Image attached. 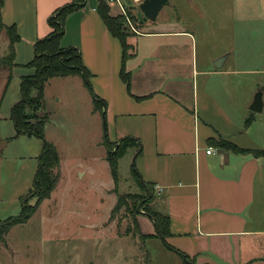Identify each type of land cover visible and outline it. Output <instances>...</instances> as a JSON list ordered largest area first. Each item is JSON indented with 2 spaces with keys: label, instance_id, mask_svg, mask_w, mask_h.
I'll return each instance as SVG.
<instances>
[{
  "label": "crops",
  "instance_id": "crops-1",
  "mask_svg": "<svg viewBox=\"0 0 264 264\" xmlns=\"http://www.w3.org/2000/svg\"><path fill=\"white\" fill-rule=\"evenodd\" d=\"M70 2L3 0L0 22L14 25L19 36L12 75L34 73L27 66L34 43L53 30L54 11ZM97 4L86 0L66 16L60 46L79 49L93 95L74 76L93 109L102 119L104 114L108 140L140 142L139 149L134 144L127 150L141 179L154 190L157 212L169 217L165 241L178 254L175 262L183 264V254L195 264H264V158L216 145L223 140L264 149V121L254 116L256 111L243 112L251 110L253 99L244 107L227 82L239 71L226 66L227 55L216 67L220 54L206 53V20L191 28L177 20L143 22L140 34L127 35L122 61L121 43L108 31ZM109 7L111 15L120 13L115 1ZM122 64L130 74L129 92L120 77ZM67 77L72 75L53 78ZM93 96L104 102L103 109ZM139 234L149 238L154 233Z\"/></svg>",
  "mask_w": 264,
  "mask_h": 264
},
{
  "label": "rangeland",
  "instance_id": "rangeland-1",
  "mask_svg": "<svg viewBox=\"0 0 264 264\" xmlns=\"http://www.w3.org/2000/svg\"><path fill=\"white\" fill-rule=\"evenodd\" d=\"M141 1L120 0L138 26L177 20L191 28L206 20V53L227 55L226 66L239 71L227 82L244 107L261 92L263 110L253 114L264 121V0H168L153 21L144 19ZM200 31L196 28V35ZM5 42L0 27V58L5 59L0 67V223L20 221L21 211L29 214L0 236V264H178V254L160 238L139 235L155 232L143 213L145 208L157 212L155 193L145 198L131 149L117 159L118 187H113L102 115L74 75L49 78L44 85L38 115H46L44 137L55 146L59 167L53 190L37 202L32 179L42 140L17 134L13 126L10 111L20 99L21 77L12 75L4 90L10 71ZM251 111L243 112L249 116Z\"/></svg>",
  "mask_w": 264,
  "mask_h": 264
},
{
  "label": "trees",
  "instance_id": "trees-1",
  "mask_svg": "<svg viewBox=\"0 0 264 264\" xmlns=\"http://www.w3.org/2000/svg\"><path fill=\"white\" fill-rule=\"evenodd\" d=\"M86 0H71L70 3L58 8L50 17V25L53 30L43 39H39L34 43V57L28 67L34 68V73L27 76H22L20 81V99L11 107L10 118L13 122V126L17 134L34 135L42 140L41 152L37 157V168L32 179V188L35 189L37 202L47 198L50 192L53 190L58 176L54 174V170L59 167V156L55 146L48 142L44 137V122L46 115H38V110L43 104V90L46 81L53 77H66L70 75H79L84 85L91 91L89 82L90 73L82 63L81 53L76 47L60 46L61 38L64 34V21L68 14L76 9L85 5ZM98 4L96 11L100 15L102 21L107 27L110 34L119 39L122 46V61L125 60L128 46L126 44V37L130 34L127 31L125 18L120 13L113 16L109 13V2L106 0H97ZM3 0H0V6ZM129 13V10H128ZM129 15H131L129 13ZM144 19H146L144 17ZM147 20V19H146ZM0 27L5 28L6 36L8 38L7 51L9 53V74L6 79V89L11 77V70L14 67V44L19 40V36L14 25L3 26L0 22ZM5 64L4 57L0 58V67L3 68ZM120 77L126 84V88L130 90V74L125 71L122 64L120 70ZM4 92V91H3ZM93 95V93H92ZM96 106L99 109H103L104 102L97 100L93 96ZM104 120V114H103ZM104 144L106 146V160L108 162L110 173L112 175L115 189L118 187L117 179V159L127 150L131 145L136 144L140 147V142L132 137H124L117 143H111L106 135V129L104 124ZM219 148L230 150L235 153H250L255 157L264 158V149L252 150L239 148L236 145L228 141H219L216 144ZM140 150L137 151L139 154ZM136 154V155H137ZM133 173L137 178L138 184L145 193V198L150 199L154 190L145 183L139 173L135 170L134 163H132ZM146 200V199H145ZM145 207V206H144ZM143 211L149 216L153 227L154 234L152 237H157L170 248L166 243L165 237L169 234V217L160 212ZM144 210V209H143ZM29 212L20 213V221L10 220L4 223H0V236L4 235L13 225L18 222H23L28 217ZM135 225L138 228L137 223ZM143 238H147V235H141ZM150 236V235H149ZM183 264H195L193 259L186 255L181 254Z\"/></svg>",
  "mask_w": 264,
  "mask_h": 264
},
{
  "label": "water",
  "instance_id": "water-1",
  "mask_svg": "<svg viewBox=\"0 0 264 264\" xmlns=\"http://www.w3.org/2000/svg\"><path fill=\"white\" fill-rule=\"evenodd\" d=\"M167 2L168 0H142L138 6L144 17L149 21H153L156 19L159 11L165 4H167ZM225 57V55L219 57L217 61L214 62V65L216 67H220ZM262 105V94L261 92H257L249 108L252 111L260 112L262 110Z\"/></svg>",
  "mask_w": 264,
  "mask_h": 264
},
{
  "label": "built area",
  "instance_id": "built-area-1",
  "mask_svg": "<svg viewBox=\"0 0 264 264\" xmlns=\"http://www.w3.org/2000/svg\"><path fill=\"white\" fill-rule=\"evenodd\" d=\"M106 1H108V2L115 1L118 4L119 12L121 15L124 16L127 31L130 34H140L141 33L139 26H138V23L133 20L131 15H129L128 9L125 8V6L120 2V0H106ZM134 1L139 2V0H134ZM212 152H213L212 147H208L206 149L207 154H210Z\"/></svg>",
  "mask_w": 264,
  "mask_h": 264
}]
</instances>
